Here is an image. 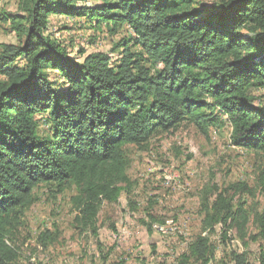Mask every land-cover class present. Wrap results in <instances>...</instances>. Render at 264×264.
<instances>
[{
    "label": "trees",
    "instance_id": "16d2710c",
    "mask_svg": "<svg viewBox=\"0 0 264 264\" xmlns=\"http://www.w3.org/2000/svg\"><path fill=\"white\" fill-rule=\"evenodd\" d=\"M18 7L21 13L4 16L16 42L0 43V264L17 261V231L39 185L73 187L75 228L97 235L101 205L131 191L126 146L145 148L159 131L188 123L207 133L224 122L233 146L264 155V104L252 94L264 88V0L210 7L199 0H19ZM51 15L125 32L113 47L118 57L92 51L74 58L50 35ZM229 188L253 196L246 183ZM200 213V233L176 264H210L217 225L222 241L229 229L244 240L249 224L251 238L264 239V208L234 203L225 190L203 194ZM53 239L44 231L38 242ZM229 255L232 264H252L244 253Z\"/></svg>",
    "mask_w": 264,
    "mask_h": 264
},
{
    "label": "rangeland",
    "instance_id": "374dc122",
    "mask_svg": "<svg viewBox=\"0 0 264 264\" xmlns=\"http://www.w3.org/2000/svg\"><path fill=\"white\" fill-rule=\"evenodd\" d=\"M199 1L208 7L218 2ZM18 3L0 0V43L16 42L4 16L21 13ZM49 20L50 35L78 59L92 51H112L117 58L113 47L126 36L123 31L111 35L105 28H85L81 22L57 15L49 16ZM252 94L255 103L264 104V88L253 89ZM38 118L39 132L43 133L47 125L44 116ZM229 135L230 127L224 122L210 127L207 133L183 123L175 131H159L145 148L127 145L131 191L122 192L116 203L101 205L97 235L75 228L70 203L73 187L56 192V186L39 185L34 189L36 200L25 211L17 231L15 264H176L200 233L203 194L217 188L225 190L234 203L241 200L247 208H264V155L233 146ZM236 182L246 183L253 196L229 188ZM44 231L54 238L46 246L38 242ZM221 231L217 225L210 234L214 246L210 264H232L231 251L244 253L252 264H261L264 239L251 238L256 234L254 226L249 224L244 240L235 229H229L222 241ZM101 254H107L103 262Z\"/></svg>",
    "mask_w": 264,
    "mask_h": 264
}]
</instances>
